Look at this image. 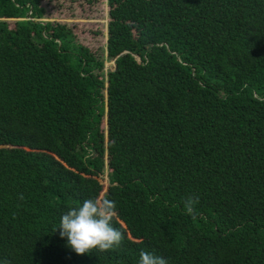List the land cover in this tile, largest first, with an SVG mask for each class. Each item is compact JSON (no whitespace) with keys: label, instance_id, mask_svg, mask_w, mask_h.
I'll return each instance as SVG.
<instances>
[{"label":"trees","instance_id":"obj_1","mask_svg":"<svg viewBox=\"0 0 264 264\" xmlns=\"http://www.w3.org/2000/svg\"><path fill=\"white\" fill-rule=\"evenodd\" d=\"M107 3L103 59L0 0V264H264V0ZM94 196L124 239L77 255L53 230Z\"/></svg>","mask_w":264,"mask_h":264},{"label":"clouds","instance_id":"obj_2","mask_svg":"<svg viewBox=\"0 0 264 264\" xmlns=\"http://www.w3.org/2000/svg\"><path fill=\"white\" fill-rule=\"evenodd\" d=\"M198 202V197H186L185 213L193 215ZM116 215L114 201L106 196L90 197L64 212L53 231L59 229V236L66 238L67 247L77 255L90 253L93 249L100 252L113 250L119 247L124 239L122 231L114 227ZM137 264H167V261L152 252L141 250Z\"/></svg>","mask_w":264,"mask_h":264},{"label":"rangeland","instance_id":"obj_3","mask_svg":"<svg viewBox=\"0 0 264 264\" xmlns=\"http://www.w3.org/2000/svg\"><path fill=\"white\" fill-rule=\"evenodd\" d=\"M43 5L48 20L58 21L70 27L77 41L89 47L99 58L106 59L105 45L109 22L107 0L90 3L84 0H43ZM111 65V62H105L104 69L109 70ZM103 74L106 75L104 72Z\"/></svg>","mask_w":264,"mask_h":264}]
</instances>
